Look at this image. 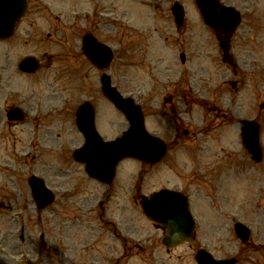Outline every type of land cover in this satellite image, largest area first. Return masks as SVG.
I'll return each mask as SVG.
<instances>
[{
    "label": "rangeland",
    "instance_id": "374dc122",
    "mask_svg": "<svg viewBox=\"0 0 264 264\" xmlns=\"http://www.w3.org/2000/svg\"><path fill=\"white\" fill-rule=\"evenodd\" d=\"M45 1L47 3H35L31 6L30 15L16 30L18 35L16 33V36L14 35L10 41L0 42V66L8 68L6 76H9V83L6 84L10 92L7 99L0 95L1 111H6V107L11 104L26 105L29 109L31 106L27 103H35L39 95H42V99L45 101L50 98L49 102L61 103L62 106L64 105L63 98L66 96L65 109L63 110L66 112L76 111L85 100H91L97 107L100 129L105 138L119 136L127 128V121L120 111H117L114 105L103 97L100 90V79H98L101 72L85 62L79 55L77 48L81 44L85 30H82V24L73 23V11L75 10L83 13L92 11L91 17L96 19L97 13L94 11H98V8H95L94 5L100 0ZM106 1L108 2L106 9L103 10L113 14L111 15L112 20L103 22L104 24L99 26L101 28L97 30V34L102 40L117 47L115 61L108 70L113 77V84L122 93L132 95L144 106L147 113L145 119L150 131L164 137L167 141L168 139L173 140L175 130L172 120L174 119L171 118L170 107L165 106L164 98L169 93H174L175 101H183L186 98L191 102L196 100L200 92V64L205 62L203 61L204 54L210 53V57L215 55L212 49H205L206 46L200 44V33L205 35L208 31L202 22L194 0H180L186 10L182 30L177 29L174 18H171L169 13H160L155 16L148 0L146 4L132 0ZM224 1L244 12L263 10L260 9V5H263L264 0ZM170 6L171 4L162 3L165 10ZM75 27L81 28V30H76ZM85 27L86 29L93 28L87 24ZM49 33H52L51 37H49ZM181 51L186 52L187 55V62L183 65L179 58ZM132 52L133 54H131ZM31 54L38 58L42 57V69L32 75L22 73L18 67L19 62ZM52 55L55 58L47 61L48 56ZM209 68L208 75H211L212 65ZM180 75L185 77L183 78L185 80L183 87H178L180 84L177 83L176 76ZM185 111L187 112L183 117L188 118L190 115L187 114H190L191 111L200 116L199 106L191 107L189 105ZM84 140V136L79 135L78 145ZM199 147L188 145L174 147V149H170L167 157L161 163L151 168H142L139 161L127 160L124 161L122 172L123 174L133 172L137 175L138 171L146 170L147 173L140 177L143 191L146 194L161 187L156 186L157 184H166V178L175 180L176 177L177 180L186 182L185 179H181V175H185L181 168L185 163L195 162V156H200ZM174 166L177 168L178 175L168 176L166 170H173L171 167ZM136 178L133 176L130 183H133V180L136 181ZM81 183L84 182L81 181ZM153 183L155 185H152ZM51 184L54 185L52 182ZM77 187L79 191L82 185L79 184ZM133 200L135 201V198ZM125 202L132 204V201L127 198ZM235 205L236 201H229L230 207L233 208ZM122 217L126 218V215L122 214ZM220 235V231L210 226L199 242H213ZM222 240L220 239L216 243L222 242ZM198 243L196 241L189 248L187 245L179 246L173 250L171 256L158 243L159 256L169 258H158L152 261V264H160L165 260V264H192L195 252L199 247ZM227 245L228 243H226V247L218 245L220 252L215 250V255L223 257L224 254H227L229 252ZM213 248L217 249V245H213ZM184 250L188 251L189 259H185L183 263L176 258V253L184 252ZM92 253L88 252L86 255L77 253L76 257L71 258L70 253L62 254L60 251L59 261L60 264H69V262L70 264H94L95 256ZM52 260L57 262L56 259ZM134 264L143 263L136 261Z\"/></svg>",
    "mask_w": 264,
    "mask_h": 264
},
{
    "label": "flooded vegetation",
    "instance_id": "af4514ba",
    "mask_svg": "<svg viewBox=\"0 0 264 264\" xmlns=\"http://www.w3.org/2000/svg\"><path fill=\"white\" fill-rule=\"evenodd\" d=\"M255 29L251 25L247 29V35L239 33L231 40L234 51L248 47L244 51H239L237 56L231 54L232 63L229 68L233 78L224 80L223 84H218V87L223 91L228 89V85H231L235 90V96L231 95L228 103L220 101V97L217 99V106H213V111L216 114L212 119L213 124H218L228 118L230 113L225 111H230L231 114H234L235 111H254L251 118L261 126L264 123V60L258 53L252 51V49L264 46V38L259 37ZM238 58L241 60L240 62ZM253 83L256 85L254 92L251 87ZM206 120L207 118H204V121Z\"/></svg>",
    "mask_w": 264,
    "mask_h": 264
},
{
    "label": "water",
    "instance_id": "95a60500",
    "mask_svg": "<svg viewBox=\"0 0 264 264\" xmlns=\"http://www.w3.org/2000/svg\"><path fill=\"white\" fill-rule=\"evenodd\" d=\"M18 0H7V4H6V13H5V17L7 19H9L12 24L14 23V21L18 20L19 18H21V16H23L24 12H25V7H26V3L23 2L22 3V7H20V9L17 11L18 9ZM202 9L205 11L206 9H210L213 12H216L214 8H210L209 3L206 4H202ZM11 24V29H9V32L6 34H10L13 28V25ZM2 36H5L4 33L0 32V38ZM97 48L101 49L99 44H96ZM108 57V56H107ZM105 92L107 93V95L111 98V100H114L120 107H122L129 115V119L132 121V128L131 130L128 132V134L126 136H124L121 141H120V145L117 146L120 148V151H118L116 156H110V161H108V165H110L112 167V172H114V168H115V164L116 162L122 158L123 156H135V150H138L140 148V146L137 145V142L134 141V138L136 136V132L138 129V126L140 127V130L144 131V127H143V120L142 118V114L140 112V108L138 106H135L130 99H123V97L118 94L117 91H109L108 88L105 86L104 88ZM111 92V93H110ZM92 114V113H91ZM92 116V115H91ZM83 118V113H80V119ZM92 117H91V121L89 124V127H92ZM84 124V123H83ZM117 144V143H116ZM113 147V146H112ZM151 151L149 150L148 153H150ZM143 159L147 160V161H156L158 160L159 157L158 155H150V156H141ZM113 174V173H112ZM157 202V201H155ZM146 207V206H145Z\"/></svg>",
    "mask_w": 264,
    "mask_h": 264
}]
</instances>
